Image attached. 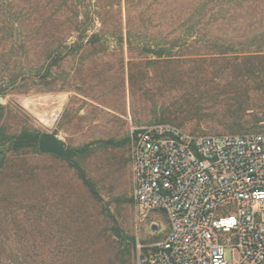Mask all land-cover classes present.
Returning a JSON list of instances; mask_svg holds the SVG:
<instances>
[{
	"label": "trees",
	"instance_id": "16d2710c",
	"mask_svg": "<svg viewBox=\"0 0 264 264\" xmlns=\"http://www.w3.org/2000/svg\"><path fill=\"white\" fill-rule=\"evenodd\" d=\"M0 35L1 95L22 87L75 92L97 104L98 120L115 115L126 123L128 82L139 125L197 120V131L207 119L208 132L219 134L264 129L256 98L264 93V0H0ZM69 106L57 131L68 133L83 110ZM9 120L0 106V264H57L60 255L67 264H135L137 238L113 211L118 199L104 197L117 177L132 184V135L117 138L116 129L68 145L72 157L64 159L40 152L41 129L26 122L14 129ZM33 158L44 163L37 170L56 172L57 183L36 174ZM95 163L103 170L96 177ZM71 183L87 191L89 204L77 202ZM128 201L135 206L134 197ZM99 202L103 219L94 228L90 209Z\"/></svg>",
	"mask_w": 264,
	"mask_h": 264
},
{
	"label": "built area",
	"instance_id": "2783aa9c",
	"mask_svg": "<svg viewBox=\"0 0 264 264\" xmlns=\"http://www.w3.org/2000/svg\"><path fill=\"white\" fill-rule=\"evenodd\" d=\"M130 165L137 221L160 212L170 225L138 264H264V130L147 125L132 133Z\"/></svg>",
	"mask_w": 264,
	"mask_h": 264
},
{
	"label": "rangeland",
	"instance_id": "374dc122",
	"mask_svg": "<svg viewBox=\"0 0 264 264\" xmlns=\"http://www.w3.org/2000/svg\"><path fill=\"white\" fill-rule=\"evenodd\" d=\"M1 39V35H0ZM109 57L106 59L108 60ZM71 67V66H69ZM26 88H14L12 89L7 95H1L5 99L4 106L5 107V115L9 120L13 128H21L20 123L26 122L27 126L33 127V128H39L43 132H55L57 133L60 138L65 140L69 146L71 147H77L81 146L86 142L94 141L97 139H106L109 136L115 135V131H119L116 129H122V131L118 134L117 138H121L129 132V134L132 135L133 131L137 128H141L144 126H147L150 123H144V124H137L134 121V118L131 115L130 112V101H131V95L129 93V85L127 82V111L128 115L125 117L126 123L123 121H120L115 117V115H107V116H101L99 115V120L97 117V111H95V106L97 104H92L93 101L83 98L87 100V102H80L75 98L74 96L77 95L75 92H37L36 90L26 93ZM74 97V98H73ZM73 98V100H72ZM256 98L259 100V103L264 105V93H261L256 95ZM72 100V101H71ZM71 101V102H70ZM121 100L120 99H114V101L111 100V102L117 106L121 107ZM71 104V105H70ZM70 105V106H69ZM69 106L73 107L75 109L82 107L83 110L78 114V119L74 120L71 125L67 124L68 133H64L61 131H57L61 118L63 113L65 112L66 108ZM113 114H117L114 111H110ZM119 115V114H117ZM80 118H84L83 121H80ZM155 122V121H154ZM197 120L192 121V123H187L186 125L180 127L181 129L189 132V133H195L200 135H215L219 134L216 131L215 132H208V129L206 125H212V122L203 121L201 123V126L199 130L193 131L195 127H198ZM264 126V122L262 123ZM264 130V129H263ZM126 131V134L123 133ZM116 136V135H115ZM131 155V143H130V151H129V159ZM91 163V162H90ZM32 164L34 165L36 169V174L45 177V180L53 181L54 183H57V180L54 179L53 174L56 172L49 173V171L45 170H37L38 168H41L44 163L40 160H37L36 158L32 159ZM89 169L94 171L91 174L93 176H98L102 171H99L96 169V163L90 164ZM131 169V167H130ZM132 174V170H131ZM62 186H68L67 182H69L70 178L68 175H63L62 177H59ZM2 183V181H0ZM32 183H35L32 179L31 182L28 183V186ZM46 183H49L46 181ZM72 184V183H71ZM116 188L115 191L112 192L113 195L107 194V191H104V197L107 202H109L110 199L114 196L115 199H118L115 204L112 202L111 204L113 206V211L115 209L118 210V212H121V215L118 216L120 222L122 221L123 226L126 227L128 230H131L133 234H135L137 238V251H136V257H135V264H138L139 257L142 253H144L147 249V246L149 244L158 242L163 240L167 233L170 230V225L168 219H166L163 215V213L158 212L157 214L153 215L151 219H149L145 223H139L136 218V210L135 206L131 205L128 201L130 198H133V191H134V179L132 174V184L130 185L129 181L125 180V178H116ZM4 186H11L13 185V182L10 181H4ZM73 188H76L78 190V198L77 202L80 205H85L90 203V199L88 198V194L86 190H83L80 188V185L72 184ZM20 183H16V187H20ZM70 186V185H69ZM66 188H70V187ZM133 187V188H132ZM86 191V192H85ZM71 201V200H70ZM119 202V203H118ZM66 203V201H65ZM1 198H0V205H1ZM94 203L91 204V206ZM15 210H20L21 207L14 206ZM92 213V221L89 223L90 226L94 224V228L100 224V221L103 219L101 214H98L99 211H101V204L100 202L98 204H94L93 207L90 209ZM0 212L2 213V209H0ZM116 214V213H115ZM63 217L66 219L69 215L68 212L62 213ZM21 219L24 218V216L20 217ZM153 220H158L159 227L152 226L151 222ZM79 222H77V225ZM34 234H38L39 230H33ZM0 240H4V235H0ZM39 246L41 244L37 243ZM1 248H5L4 245H0ZM98 249V248H97ZM47 250V249H46ZM58 262L57 264H67L68 259L64 258L63 256H58ZM50 261V260H49Z\"/></svg>",
	"mask_w": 264,
	"mask_h": 264
},
{
	"label": "water",
	"instance_id": "95a60500",
	"mask_svg": "<svg viewBox=\"0 0 264 264\" xmlns=\"http://www.w3.org/2000/svg\"><path fill=\"white\" fill-rule=\"evenodd\" d=\"M5 99L0 96V106L4 105ZM39 150L42 154L55 155L64 159H71L68 143L60 138L55 132H44L39 139Z\"/></svg>",
	"mask_w": 264,
	"mask_h": 264
}]
</instances>
